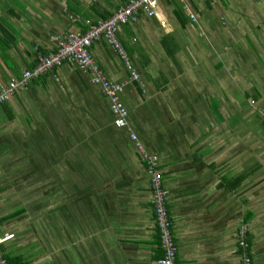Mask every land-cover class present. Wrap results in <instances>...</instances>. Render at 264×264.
<instances>
[{
    "label": "crops",
    "instance_id": "obj_1",
    "mask_svg": "<svg viewBox=\"0 0 264 264\" xmlns=\"http://www.w3.org/2000/svg\"><path fill=\"white\" fill-rule=\"evenodd\" d=\"M129 1L0 0V91L36 65V48L56 49L52 36L84 30L86 19L98 22ZM159 12L165 25L140 11L117 31L138 79L104 37L90 49L103 74L123 84L126 127L114 124L93 73L71 63L55 65L0 105L1 250L18 263L157 264L164 252L135 133L160 159L177 264H242V223L253 264H264V0H159ZM63 109L69 141L44 131ZM219 110L229 112V139L219 135L227 122ZM75 124L90 134L79 147L87 148L82 162L66 160ZM13 148L30 151L32 161L24 162L45 164L46 153L52 163L60 153L61 163L91 166L86 181L75 182L89 189H65L70 195L64 213L59 209L64 215L76 204L79 214L63 220L58 204L48 218L41 216L48 210L29 208L20 188L10 186L5 165ZM72 172L61 171L64 185L74 184L67 182Z\"/></svg>",
    "mask_w": 264,
    "mask_h": 264
},
{
    "label": "built area",
    "instance_id": "obj_2",
    "mask_svg": "<svg viewBox=\"0 0 264 264\" xmlns=\"http://www.w3.org/2000/svg\"><path fill=\"white\" fill-rule=\"evenodd\" d=\"M187 12L192 20H196V15L188 7ZM146 14L149 17H156L161 25H165V17L159 12V0H130L124 6L119 7L109 17L91 22L86 19L87 28L85 30L72 31L67 34L54 35L51 40L55 43L56 49L52 52H45L36 48L37 63L33 68L26 69L20 76L10 78L7 85L0 91V105L9 101L10 98L19 90L26 88L29 83L47 73L55 65L63 62L71 63L82 70L93 73L94 84L102 87L105 95L110 101L111 111L114 114V124L117 127H126L128 125V109L121 100V93L124 91L123 84L110 81L98 68L90 51L92 44L104 37L106 42L118 53L120 58L125 61L131 77L139 78L137 69L133 66L126 50L121 45L117 37V31L120 25L135 21L138 13ZM91 29L89 30L90 26ZM264 116V111H262ZM135 142L139 152L142 154L143 161H146L149 175H151L152 203L154 209V218L156 227L160 233L163 256L157 259V264H177V245L172 235V222L167 211V190L162 183V173L158 170V155H152L146 152V149L138 139L135 133L130 134ZM238 245L242 251V264H253V257L248 252V223H242L238 230ZM4 238H0V247ZM0 264H8L4 253L0 248Z\"/></svg>",
    "mask_w": 264,
    "mask_h": 264
},
{
    "label": "rangeland",
    "instance_id": "obj_3",
    "mask_svg": "<svg viewBox=\"0 0 264 264\" xmlns=\"http://www.w3.org/2000/svg\"><path fill=\"white\" fill-rule=\"evenodd\" d=\"M91 27L92 25L90 26L89 30L91 29ZM245 103H247V101H245L244 104ZM224 109L229 111V106L224 105ZM62 112L60 114L61 116H57L55 115L56 113H54L56 123L45 124L47 126H45L44 131L49 132V130H51L55 135L53 139H57L58 141H69L71 140V134L67 130H65V123L62 121H66V118L64 116V109L62 110ZM227 116L229 119V112L227 113ZM43 123H45V120ZM225 123L226 124L223 131L219 126V135H221L222 138L226 137V139H229V121ZM78 126L75 124L74 129H77V134H75V136L72 138V144H74V146L68 151L70 153L68 157H66V160H68L69 157L74 156L73 161L82 162V157L84 156L82 151L87 148L85 147L83 149H79V147H84L82 145L85 144L83 140L90 134L84 133V130H82V133L80 125ZM46 141L48 142V140ZM89 141L90 139L88 140V142ZM145 149L149 152L146 146ZM27 150L23 151V149L13 148L11 151L12 155L10 154V161L7 165H5L9 168L7 174L12 178V180H10V186H13L17 189L20 188V190L23 192V195H25L23 198L28 204L29 208L38 205L43 210H48V212H43L41 216L47 215L48 218L49 210L55 207L56 204H58L57 213L59 215H62L63 220L66 215L68 219L71 218V213H73L74 216L75 212L79 214L78 209L80 208V206H76V204H70L69 206H67L64 215L59 213V209L63 208L61 203L63 204L64 199H67L70 195V193L66 192L65 189L72 190L74 188V192H77V195H80L82 194V192H86L89 189V186H84L80 188L77 184H75V182L78 184L80 182H85L86 175L91 172V166L89 167V170H87V168L86 170H84L83 165H80L79 163H74L70 165L66 162L61 163L63 159L60 153L58 154V157L55 159V161L52 163L49 162L51 159L46 156V153H44L43 157H41L43 161H46L45 164L39 165V163L35 162H24L23 159H25V156L31 154L30 151ZM67 150L68 149L66 148H62L61 152L65 153ZM48 151L50 152V148L48 149ZM26 159H30L32 161V156H27ZM65 167L73 171V175L71 174L72 179H70V181H67L70 184L74 183L72 186L63 184V179L65 178V176H63L64 174H61V171H63ZM94 169L95 168H92L93 172ZM59 205H61L60 208ZM60 218L61 217H58L59 220ZM46 246H48V243Z\"/></svg>",
    "mask_w": 264,
    "mask_h": 264
},
{
    "label": "trees",
    "instance_id": "obj_4",
    "mask_svg": "<svg viewBox=\"0 0 264 264\" xmlns=\"http://www.w3.org/2000/svg\"><path fill=\"white\" fill-rule=\"evenodd\" d=\"M84 30H85V29H84ZM63 63H67V62H63ZM4 104H5V103H4ZM2 105H3V104H2ZM218 117H219V119L222 120V121H227V122L229 121L228 116H226V114L224 115L220 110H219V112H218ZM159 163H160V159H159ZM145 165H146V167H147L146 162H145ZM159 165H160V164H158V170H160ZM147 171H148V169H147ZM150 178H151V177H150ZM242 178H243V176H238L237 178L231 180V181H230L231 184H229V186H230V187H235V186L237 185V183H239L240 181H242ZM150 182H151V179H150ZM19 213H20V212H18V214H19ZM16 214H17V213H16ZM16 214H14V215H16ZM4 219H8V217H4ZM157 230H158V229H157ZM158 237H159V239H160V241H161L159 231H158ZM0 248H1V247H0ZM1 251H2V250H1ZM3 253H4V256H5V258H6L7 262H8V264H22V263H18V261H17L18 257H17V256H12V255L5 254L4 251H3ZM16 257H17V258H16Z\"/></svg>",
    "mask_w": 264,
    "mask_h": 264
},
{
    "label": "clouds",
    "instance_id": "obj_5",
    "mask_svg": "<svg viewBox=\"0 0 264 264\" xmlns=\"http://www.w3.org/2000/svg\"><path fill=\"white\" fill-rule=\"evenodd\" d=\"M149 174V173H148ZM153 211H154V209H153ZM154 220H155V218H154ZM155 224H156V222H155Z\"/></svg>",
    "mask_w": 264,
    "mask_h": 264
}]
</instances>
